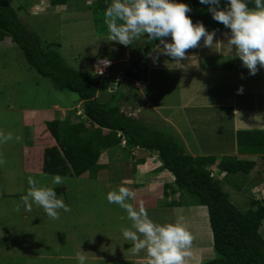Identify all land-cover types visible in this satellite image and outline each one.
I'll list each match as a JSON object with an SVG mask.
<instances>
[{
  "label": "rangeland",
  "instance_id": "obj_1",
  "mask_svg": "<svg viewBox=\"0 0 264 264\" xmlns=\"http://www.w3.org/2000/svg\"><path fill=\"white\" fill-rule=\"evenodd\" d=\"M7 1L15 9L24 26L40 37L43 47L58 52L69 68L89 75L97 81L98 98L101 102L111 101L114 95L122 108L127 109V105H131V109L139 111L138 114L141 113L143 117L142 122L149 128L174 139L178 138L182 143L188 141L194 144L198 147L196 152L200 151V155L214 153L212 156L219 159L239 156L233 121L230 126L221 123L220 128L227 127L221 131L215 130V124H207L203 132L209 133L207 130H210L213 134L211 137L205 136V142L195 140L197 133L193 132L192 126L181 128L180 122L177 121L181 117L197 119L194 125L198 129L201 125L197 122H202L203 118L209 117L210 122L212 113L206 109L209 106L202 108L199 104H210L211 98L206 100L204 97L208 91H213L210 90L208 82L201 86L203 78L199 80V77L202 76H195V91L181 89L187 96L189 94L194 97L199 94L196 102L199 104V110L188 111L185 115L175 106L178 101L175 102L167 93V87L174 89L176 76L170 75L165 83H160L156 73H150V77L147 72L149 58L145 53L154 43L149 44L140 39L132 45L123 46L109 41L104 12L96 8L98 0H69L66 5L59 7H51L50 0ZM193 5L198 17L216 27L220 34L229 32L221 23L212 19L207 5L200 4L199 0H195ZM220 6H224V0H221ZM134 51L140 52L144 58L142 60L145 71L139 81L141 88H135L136 82L124 80L122 86L113 91L112 83L117 78L118 69L126 71L135 60ZM186 51V55L191 53ZM126 55L133 57L131 63L122 62ZM99 60H109L113 63L108 72L109 78L94 76L93 65ZM243 69L248 73L245 67ZM256 75L259 74L256 72L250 83V90L254 93L249 98L251 104L247 108V114L250 113L248 118H254L253 113L257 116V112L264 107V90L256 87ZM184 82L186 76L179 80L181 85H186ZM145 102L151 107L146 108ZM160 103L164 104V108H154ZM81 109L82 103L77 94L57 91L49 79L41 77L29 66L19 47L13 45L10 40H0V131L11 132L14 137L13 140L0 144V264H76L75 254L80 249L86 252L88 264H146L135 263L134 259L144 258L145 253L142 251L133 255L129 251L132 242L125 241L121 236V228L131 225L125 211L116 204H109L106 199L107 192L121 185L135 192L131 203L137 208L143 206L155 222H173L178 217H183L185 227L193 235L192 247L203 246V251L199 253L200 264L216 258L206 207L198 206L196 198L187 192L176 196L173 192L170 193L173 186L164 187L168 181L159 183L157 178L146 177V174H150L156 167H135L127 151L119 147L102 151L94 176L96 178H90L88 174L81 177L62 176L63 184L51 185L52 175L41 172L43 151L56 143L47 132L45 122L58 117L64 118L70 111ZM38 112L40 115H37ZM123 112L128 114L126 110ZM145 118L158 121L151 122ZM219 133H222L220 147L218 142L216 145L212 143L219 140ZM182 135L183 138L180 137ZM188 135L190 137L184 140ZM16 136L19 140L15 139ZM186 149L188 150V147ZM242 159L255 162L249 175L239 173L229 175L226 179L217 169L211 170V173L215 178L222 180L223 190L229 194L232 204L240 211L247 212L252 209L253 198L264 199V156L249 155ZM30 179L37 181L38 185L60 189V197L69 206V211L59 210V217L51 219L42 207L35 204L28 210L21 197L28 190ZM136 184L147 188L144 192H137ZM166 190L170 198L165 196ZM138 194H144L145 198H138ZM167 200L174 204L168 203ZM165 204L168 205L163 207ZM191 206L195 207L193 211L206 210L205 222L201 216H197V212L194 211L195 215H191ZM176 207L190 211L183 214L178 212ZM206 229L210 232L209 237ZM260 234L264 237V221ZM192 252L193 255L197 254L195 249H192ZM191 261L193 262L190 264L199 263L194 257H191Z\"/></svg>",
  "mask_w": 264,
  "mask_h": 264
},
{
  "label": "trees",
  "instance_id": "obj_2",
  "mask_svg": "<svg viewBox=\"0 0 264 264\" xmlns=\"http://www.w3.org/2000/svg\"><path fill=\"white\" fill-rule=\"evenodd\" d=\"M68 1L50 0V6H63ZM182 1L192 9L186 15L191 16L193 23L200 21L206 30L216 29L198 17L193 5L195 0ZM110 2L98 0L96 8L104 12ZM5 39L19 47L29 66L41 77L49 79L57 91L75 93L82 103L81 111H70L64 118L58 117L45 123L56 144L43 151V174L63 177L88 174L94 179L102 151L116 147L127 151L135 167L144 163L146 158L157 156L161 163L160 171L174 177L171 193L187 192L196 198L198 206L207 208L217 257L203 264H264V237L260 234L264 221V199L253 198L252 209L242 212L223 190L222 180L211 173L215 167L218 173H225L226 179L239 173L249 175L255 162L234 156L194 158L186 152L180 139L153 130L135 116L125 114L114 95L111 101L101 102L97 81L69 68L58 52L43 47L40 37L24 26L10 3L0 0V40ZM117 87L120 86L116 83L113 91ZM237 146L240 154L263 155L264 131H239ZM133 151L145 155L131 156ZM55 190L60 196L61 190ZM165 196H169L168 190Z\"/></svg>",
  "mask_w": 264,
  "mask_h": 264
},
{
  "label": "clouds",
  "instance_id": "obj_3",
  "mask_svg": "<svg viewBox=\"0 0 264 264\" xmlns=\"http://www.w3.org/2000/svg\"><path fill=\"white\" fill-rule=\"evenodd\" d=\"M199 3L207 5L212 19L229 30L225 33L226 43L214 41L215 29L208 31L202 22L193 23L191 16L186 15L192 9L182 0H111L103 13L108 40L123 46L140 39L149 44L158 41L145 55L154 63L160 56H167L182 65L186 50L197 47L203 38L204 47L214 49V45L219 44L231 56L238 57L249 75H255L258 66L264 68V0H224L223 7L221 0H199ZM250 4L254 6L250 7ZM237 91L242 92V86ZM13 139L11 132L0 131V144ZM15 139L19 140V137ZM63 182L64 178L59 174L52 175L51 185ZM29 185L21 197L28 210L35 204L51 219L59 217V210L69 211L55 187L38 185L32 179ZM134 198L135 192L122 185L106 194L108 203L122 208L131 222L130 227L121 228L122 238L132 242L129 251L133 255L143 251L146 264H188V259L193 257V235L185 227L183 217L173 222H155L143 206L134 207L131 203ZM85 253L80 249L75 254L76 264H88Z\"/></svg>",
  "mask_w": 264,
  "mask_h": 264
},
{
  "label": "crops",
  "instance_id": "obj_4",
  "mask_svg": "<svg viewBox=\"0 0 264 264\" xmlns=\"http://www.w3.org/2000/svg\"><path fill=\"white\" fill-rule=\"evenodd\" d=\"M216 30V34L214 37V41H218L221 44L226 43V37L225 34H220L218 29ZM228 30V29H226ZM208 31H212V30H208ZM229 31V30H228ZM166 39H170V38H166ZM143 42V41H142ZM142 44V43H140ZM191 53L186 55V59H184L183 61H181L182 65H178L177 62L172 61L171 58L167 57V56H160L157 59V63L153 62L152 59H149V65L147 68V72L150 73H156V77L158 79V81L160 83H165V80L170 76H176V78H174V91L171 90L172 88H168L167 87V93H169V95L172 96V98L175 100V102L178 101V103H175L177 105H175L178 109L182 110V112L186 115L188 111H195V110H199V108H197L199 106V104L201 105L200 107H205V106H209L206 109L210 110V113H212L210 115V122L209 117L203 118L202 122H197L201 125V128L198 129L195 128L196 124L195 122L197 121V119H193L191 120V118L187 117V118H182L178 119L177 121L180 122V126H182L181 128H188L192 126L191 129H193V132H195V134L197 136H195V140H203V142L206 141V137H211L210 135H212L213 133L210 130H207L209 133L203 132L205 131L206 127L208 126L207 124H215L216 128L215 130L221 131L223 129H227L226 126L221 127L220 128V124L224 123L227 126H230L232 121H233V125H234V134L236 137V147L238 149L237 146V133L239 131H255V130H264V107L263 109H258L259 112H257V116H255V113H253L252 115L254 116V118L251 116L248 118L247 114V108L248 106L251 104L249 102V98L252 96L251 94L254 93V91L250 90V86L252 84H250L252 82V77L253 75H251L249 77L248 73H245L243 66L241 64V61L238 57H233L231 56V54L226 50V48H224L222 45H214V49H210V48H206L203 46V38H201V41L198 42V46L195 48H190L188 49ZM187 53V52H186ZM134 55H135V60H141L142 62V74L145 71V66L143 64V60L144 58L141 57L140 52L134 51ZM124 60H122L123 63H131L133 61V57L130 55H126L125 57H123ZM238 58V59H237ZM134 60V61H135ZM101 61V60H99ZM96 63H94L95 65ZM94 65H93V69H94ZM113 67V66H112ZM257 73L259 75L258 78L256 79L257 84L256 87L259 88V90H264V68H259L258 66V71ZM124 74V71L121 69H118L117 73H116V77L117 79L120 78L122 75ZM141 74V77H142ZM94 75H95V71H94ZM186 76V82H184V84L186 85H181L179 83L180 79H183L184 76ZM151 77V74L149 75ZM190 76V77H189ZM195 76H202L199 77L203 78L202 84L201 86L204 85V83L209 84L210 86V90L212 89L213 91H208L209 94H211L212 96H210L208 93L204 95V97L207 98H211L210 99V104L206 105V103L202 104L199 103L197 104V97L199 94H196V96H190L186 93H183V91L188 90L189 91H195V81H194V77ZM149 79V77H148ZM188 79V80H187ZM246 79V80H245ZM259 79V80H258ZM124 81V80H123ZM123 81L120 84V87L123 84ZM148 83V80H147ZM247 83V84H246ZM195 86V87H194ZM242 86L243 91L242 92H238L237 89L240 88ZM135 88H141V85L139 84V82H136L135 84ZM202 88V87H200ZM182 89V90H181ZM174 94H171L173 93ZM213 92V94H212ZM178 93V94H177ZM204 93V92H201ZM202 95V94H201ZM205 99V98H203ZM165 102V101H164ZM213 103V104H212ZM262 104L264 105V101L262 102ZM162 105V103L158 104V106L154 107L157 109H162L164 108ZM127 109L124 107L122 108V110H126L128 111V114L131 116H135L137 119L143 121V117L141 116L142 114H138L139 111H137L136 109H131V105H127ZM145 106L146 108L148 106L151 107V105L149 103L145 102ZM201 109V108H200ZM170 110V109H169ZM133 114V115H132ZM220 116L218 117L217 115ZM37 115H40L39 112L37 113ZM160 117L158 116V119ZM158 119H150V118H145V120L151 121V122H157ZM161 120V118H160ZM164 121V120H163ZM46 123V122H45ZM183 125H186V127H183ZM251 126V127H249ZM263 126V128H262ZM254 129H253V128ZM178 128V126H177ZM48 132V131H47ZM50 134V133H49ZM222 133H219V137H218V141H214L212 142L213 144L216 145V142H218V146H221V140H220V135ZM204 136V137H203ZM183 138V135L180 136ZM179 137V138H180ZM190 135L184 137V140H186L187 138H189ZM222 137V136H221ZM191 139V138H190ZM182 140V139H181ZM184 146L185 149L188 147V150L186 149L187 153H189L191 156H193L194 158L197 157H213L212 155L214 153H204V155H200V151L196 152L197 148L196 146H194V144H191L188 141H184ZM211 146V145H209ZM195 150V152H194ZM235 152L237 151L236 149L234 150ZM234 154V153H233ZM133 156H144L145 153L139 154L138 151H133L132 152ZM131 155V156H132ZM147 156V154H146ZM249 155L247 154H239V156H234V157H239V158H243V157H248ZM260 156H264V155H260ZM146 165V166H145ZM140 167H143L144 169H149V167H156L154 168V170L150 173V174H146L148 176L146 177H151L150 179H158L159 183H163L164 181H168V183H166L164 185L165 186H174V177L172 174L164 171H160V167H161V163L158 161L157 156H153L151 158H146L144 163L139 165ZM216 169L215 167L212 168L211 170ZM221 176L225 177V173H222ZM139 177V176H138ZM140 178V177H139ZM139 180V179H138ZM144 185V182L142 183ZM137 192H144V190L147 187H139V185H137ZM141 186V185H140ZM145 186V185H144ZM139 187V188H138ZM171 193V192H170ZM165 194V193H164ZM171 195V194H170ZM174 195H180L179 192L176 191V193H174ZM144 194H138L137 197L138 198H145L143 197ZM171 196H169L170 198ZM168 198V199H169ZM168 203H172L171 201H168ZM168 204L162 205L167 206ZM160 206V205H159ZM202 208L204 206H201ZM181 207H176V210H179L178 212L180 213H185L188 212L192 209H195L194 206H191L189 208H191L190 210L187 211L180 209ZM205 208V207H204ZM207 210V208H205ZM206 210L204 211V209L202 211H196L197 212V216H201L203 218L202 221H204V218H206ZM193 210L190 211V213H192L191 215H195V212ZM208 215V212H207ZM205 222V221H204ZM207 230V229H206ZM207 237L210 236V232L209 230H207ZM212 236V235H211ZM210 241V239L208 240ZM211 242L213 245V238H211ZM210 242V243H211ZM203 246L199 245L196 247H192V249H195V252L197 253L196 255L194 254L193 257L196 258V261L198 260V264H200L201 262V256H199V253L203 251ZM191 249V250H192ZM135 263H146V257H142V258H135L134 259ZM191 262V258L188 259V264H190Z\"/></svg>",
  "mask_w": 264,
  "mask_h": 264
},
{
  "label": "water",
  "instance_id": "obj_5",
  "mask_svg": "<svg viewBox=\"0 0 264 264\" xmlns=\"http://www.w3.org/2000/svg\"><path fill=\"white\" fill-rule=\"evenodd\" d=\"M141 74H142V62L141 60H135L126 69V71L120 78L114 79L112 83V88H115L116 83H117V86H120L121 82L125 79L133 81V82H139L141 79Z\"/></svg>",
  "mask_w": 264,
  "mask_h": 264
},
{
  "label": "built area",
  "instance_id": "obj_6",
  "mask_svg": "<svg viewBox=\"0 0 264 264\" xmlns=\"http://www.w3.org/2000/svg\"><path fill=\"white\" fill-rule=\"evenodd\" d=\"M104 60H101L99 61L98 63L95 64L94 66V71H95V74L100 76V77H103V78H109V70L112 68L113 66V63L109 60V63L105 64L103 63Z\"/></svg>",
  "mask_w": 264,
  "mask_h": 264
}]
</instances>
